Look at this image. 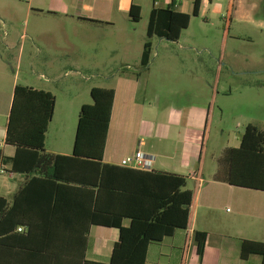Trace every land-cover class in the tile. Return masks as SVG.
Wrapping results in <instances>:
<instances>
[{"label": "rangeland", "instance_id": "1", "mask_svg": "<svg viewBox=\"0 0 264 264\" xmlns=\"http://www.w3.org/2000/svg\"><path fill=\"white\" fill-rule=\"evenodd\" d=\"M18 1L23 7L28 3V0ZM228 3L229 0L204 3L200 16L192 17L189 28L183 31L180 47L155 40L149 66L144 68L138 53L95 56L82 49L76 51V55H65L60 49L51 51L46 38L33 41L30 37L31 32L36 31L33 27L35 16L29 19L16 2L0 0V106H6L15 80L21 86L50 85L57 94L58 103L45 145L48 150L66 147L70 150L79 116L76 107L82 102L92 104L91 89L116 87L119 90L123 74L135 81L140 79L132 89L136 134L125 146H116L111 139L106 160L110 161L113 155L133 157L140 150L154 159L152 169L184 175L186 188L198 196L199 191L215 187L211 181L220 182L224 177L227 151L239 147L247 125L253 124L264 131V0H236L237 12L225 37L224 16ZM11 7L18 10L17 14ZM13 11L17 18L15 35L10 37L14 47L8 49L2 20ZM145 22L146 17L138 23L139 34L144 33ZM59 42H62L60 47L65 45L64 40ZM122 96L119 91L118 111L125 105ZM207 104H211V109L200 155L199 144L192 140L201 141L203 131L195 133L179 118V111ZM142 120L147 121V128L152 130L151 139L141 137ZM7 123L6 115L0 114V141ZM195 175L203 180V185L193 179ZM218 189L249 196L237 205L238 213L246 208L255 210L257 196L264 195L232 186ZM226 209L235 210L230 205ZM225 210L215 213L223 216ZM197 212L201 218V208H196L194 202L193 219Z\"/></svg>", "mask_w": 264, "mask_h": 264}, {"label": "trees", "instance_id": "2", "mask_svg": "<svg viewBox=\"0 0 264 264\" xmlns=\"http://www.w3.org/2000/svg\"><path fill=\"white\" fill-rule=\"evenodd\" d=\"M203 1L194 0L191 15L178 12L173 3L151 11L141 56L144 68L152 55L150 40L179 42L191 18L200 16ZM235 1L229 0L224 16L225 37ZM130 18L140 22L139 7H132ZM90 95L92 104L79 111L72 154L64 156L45 148L56 97L28 86L15 87L5 138V145L14 147L15 154L9 158L0 149V161L28 180L11 203L0 197V264H58L60 256L77 252L84 259L92 226L119 234L109 264H146L151 244L191 228L195 196L186 189L184 176L104 163L115 90L95 87ZM210 109L211 104L200 155ZM226 161L225 175L219 181L264 192V131L247 125L239 147L227 151ZM124 220L130 221L128 227L123 226ZM193 240L202 262L208 234L196 231ZM252 255L260 256L264 264V243L242 240L241 259Z\"/></svg>", "mask_w": 264, "mask_h": 264}, {"label": "crops", "instance_id": "3", "mask_svg": "<svg viewBox=\"0 0 264 264\" xmlns=\"http://www.w3.org/2000/svg\"><path fill=\"white\" fill-rule=\"evenodd\" d=\"M12 1L16 2L18 6V0ZM172 3L175 4L176 10L180 13L191 14L193 11L194 0H28L26 7L20 5L21 3L19 5L23 8V11H26L29 19L31 16H35L36 18L33 24L36 31L31 32L30 35L32 40L39 39V37L46 38L50 42L51 51L52 49H60V52L63 50L64 52L62 53L65 55H76V51L82 49L90 51V55L95 56L101 53L116 56L138 53L141 59L144 46L148 41L146 35L151 11L154 8H166ZM204 3H209V1L204 0ZM133 6L140 8L141 20L139 23L143 22L146 17L143 34L138 33V23H133L130 18V11ZM11 8L15 10V7ZM235 8L234 15L237 12L236 1ZM17 11L15 10L16 14ZM15 12H9L7 18H5L6 20H2L3 28L6 30L4 40L8 38L6 40V47L8 49L14 47L13 38L10 37L15 35L14 22L17 19ZM157 39L159 40L157 42L161 44L162 42H170L165 39L153 38L150 40L152 50ZM60 40L65 41V45L62 47H60L62 44V42H59ZM180 41L181 39L175 43L179 47L181 46ZM48 64L52 70V62ZM120 78L123 80L122 83H124H121L122 86H120L121 84L119 85V90L116 87L111 88L115 90V100L104 154V163L117 166H121V162L126 158L124 155L122 158L113 155L111 160L107 161V148L111 139H114L116 146H125L136 134L135 126H133L134 114L131 108L134 100L132 89L135 88L140 80L137 79L135 81L132 77H126V74H123ZM17 85V81L15 80L11 86L6 106H0V114L4 113L7 121L14 90ZM28 87L50 92L56 97V107L52 119L53 124L57 115V94L52 91L50 85H43L38 88L33 86ZM119 91L123 95L121 99L123 98V102H125L124 107L120 111H118L117 105ZM86 104L83 102L78 104L76 107L78 108L77 112L79 113L81 107ZM209 105H202V108L181 109L179 111V118L189 128H192L195 133L203 131L204 134ZM142 122L144 131L141 137L151 139V128H147V121L142 120ZM76 128L77 124L74 133H76ZM5 138L6 132L0 141V149L4 156L11 158L15 154V148L5 145ZM202 140L198 139L197 141L195 138L192 140V143L199 144L200 152ZM72 151L73 146L70 150L67 147L64 150L56 148L48 150L46 148V152L55 155L69 156L72 154ZM137 152L141 151L137 150ZM157 172L184 176L178 172H168L165 170ZM193 179L201 185L204 184L200 177L194 176ZM27 180L22 175L0 177V191H2L0 192V197L5 198L11 203L17 191ZM211 184L215 187H207L205 192L199 191L198 196L194 194L196 208H201V218L198 216L200 212H197L196 217L192 218L190 229L187 231L177 230L172 237L165 238L161 243L151 244L148 249L146 264H182L183 261L184 264H261V257L257 255L250 256L246 261L242 260L240 251L242 240L264 243V195L257 196V208L255 210L246 208L244 212L238 213L237 205L241 203L242 199H247L249 196L241 192L218 191V188L221 190H225L223 188H231L230 185L222 181H211ZM228 205L235 208L234 212L231 209H226ZM219 209H226L225 215L222 216L215 213ZM254 219L257 221H253ZM129 225L130 221L124 220L123 226L128 227ZM196 231L208 234L202 262H200L197 255V248L193 240V235ZM118 235L115 229L92 226L87 238L84 259L81 252L75 254L69 253L67 256H60L58 264H109Z\"/></svg>", "mask_w": 264, "mask_h": 264}, {"label": "built area", "instance_id": "4", "mask_svg": "<svg viewBox=\"0 0 264 264\" xmlns=\"http://www.w3.org/2000/svg\"><path fill=\"white\" fill-rule=\"evenodd\" d=\"M153 164V158L146 156L141 152H137L133 157H128L121 162L122 167L131 168L139 171H151ZM15 174L11 172L10 167L6 166L0 161V177H13ZM19 232L23 231V228L18 229Z\"/></svg>", "mask_w": 264, "mask_h": 264}]
</instances>
